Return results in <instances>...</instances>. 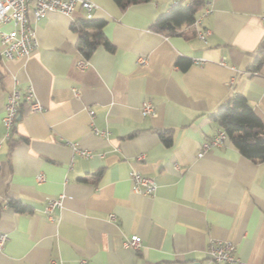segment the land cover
Instances as JSON below:
<instances>
[{
  "label": "crops",
  "instance_id": "crops-1",
  "mask_svg": "<svg viewBox=\"0 0 264 264\" xmlns=\"http://www.w3.org/2000/svg\"><path fill=\"white\" fill-rule=\"evenodd\" d=\"M93 1L90 12L77 5L39 19L31 4L38 47L0 55V234H8L0 264H208L218 239L236 244L239 261L215 264H264V160L227 136L199 155L222 130L211 115L231 96L244 95L264 121V60L249 72L264 38V0H207L196 19L210 11L176 35L152 24L181 0L125 9ZM84 17L105 20L112 48L99 44L84 57L72 29ZM15 27L1 22L0 33ZM200 30H209L205 39ZM29 87L43 110L22 100L7 137L6 96ZM146 100L155 115L143 113ZM133 170L156 178L154 193L133 190ZM52 197L62 203L47 211ZM134 234L138 249L127 243Z\"/></svg>",
  "mask_w": 264,
  "mask_h": 264
},
{
  "label": "built area",
  "instance_id": "built-area-1",
  "mask_svg": "<svg viewBox=\"0 0 264 264\" xmlns=\"http://www.w3.org/2000/svg\"><path fill=\"white\" fill-rule=\"evenodd\" d=\"M32 4V11L35 19L44 17L49 11L57 10L65 14H72L77 5L82 6L88 12L97 6V3L93 0H0V23L13 21L16 25L15 28L8 31H1V47L0 55L2 57L12 59L22 56H30L38 47V39L35 27L32 25L29 10ZM209 8L206 7L201 16L196 19V23L201 21L202 16L209 12ZM261 19L264 21V10L260 14ZM209 30H200L198 36L201 39H205V34ZM141 61H145V58H141ZM200 61V60H197ZM86 59H82L79 62V66L82 68L86 66ZM250 73H257V71H249ZM232 78L231 81H233ZM22 100L29 102L30 110L32 112H41L43 105L40 100L35 96L32 87H29L24 94L19 90H11L5 101V114L3 116V123L6 128V136L9 137L12 133L14 126L17 123V117L19 115V109ZM142 111L144 114L155 115L156 109L154 105L146 100L142 104ZM96 133H104L103 130L95 129ZM226 134L223 130H219L218 133L208 142L202 145V149L199 155L211 148L212 146L219 145L225 139ZM75 151L84 156H92V151L88 149L78 148L73 144ZM132 180V187L135 192L143 194H152L157 188L156 178L150 174H145L140 171L133 170L130 174ZM37 179L42 181L45 179L43 173L37 175ZM62 203V197L48 198L46 209L47 211L53 210L55 207L60 206ZM8 234H0V244L7 239ZM127 243L134 248H140L142 244V238L134 234ZM236 244L231 240H212L209 243L208 254L210 262L208 264H215L216 262H238L239 258L235 254ZM85 261L82 262L84 264Z\"/></svg>",
  "mask_w": 264,
  "mask_h": 264
},
{
  "label": "trees",
  "instance_id": "trees-1",
  "mask_svg": "<svg viewBox=\"0 0 264 264\" xmlns=\"http://www.w3.org/2000/svg\"><path fill=\"white\" fill-rule=\"evenodd\" d=\"M114 1L121 9H125L133 3L147 0ZM206 1L189 0L188 4L183 0L176 2L155 20L152 28L166 35L181 34L182 25L193 23L205 7ZM104 25L105 20L89 17L76 19L72 23V29L79 33L77 45L84 57L89 58L99 44L112 48L103 32ZM263 60L264 38L251 70L258 71ZM211 116L243 155L253 160H264V121L256 114L252 104L244 95L231 96ZM159 133L163 141L170 144L171 134L164 130ZM11 204L19 211L25 209L20 201H11Z\"/></svg>",
  "mask_w": 264,
  "mask_h": 264
},
{
  "label": "water",
  "instance_id": "water-1",
  "mask_svg": "<svg viewBox=\"0 0 264 264\" xmlns=\"http://www.w3.org/2000/svg\"><path fill=\"white\" fill-rule=\"evenodd\" d=\"M19 118V115H18V117H17V119Z\"/></svg>",
  "mask_w": 264,
  "mask_h": 264
}]
</instances>
